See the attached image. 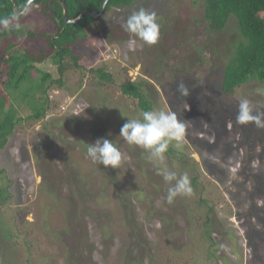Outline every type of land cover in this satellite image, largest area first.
Listing matches in <instances>:
<instances>
[{
  "label": "rangeland",
  "instance_id": "1",
  "mask_svg": "<svg viewBox=\"0 0 264 264\" xmlns=\"http://www.w3.org/2000/svg\"><path fill=\"white\" fill-rule=\"evenodd\" d=\"M141 7L157 14V45L144 44L121 26ZM22 13L12 21L25 32L36 27L52 31V19L36 4ZM201 17L202 11L193 0H143L130 8L110 10L74 45V51L81 54V67H75L70 59L64 85H53L48 92L51 111L42 121L25 119L31 107H21V89L8 95L2 72L0 96H7V108L14 105L22 118L7 145L0 149V169L5 171L14 197L9 204L14 209L32 204L44 178L57 181V174L62 179L58 188L68 203L79 200L83 187L89 194L85 203L88 210H83L88 226L83 252L92 264L118 263L122 254L127 264H151L148 249L152 241L157 244L151 251L158 248L159 241L162 248L173 246L179 264H216L208 256L214 248L224 257L217 264H264V128L236 121L241 99H247L254 112L264 114V83L252 82L234 95H221L219 79L224 60L213 50L226 46L238 33L234 24L238 21L232 16L226 32H209ZM11 38L36 50L45 44L43 38L32 41L25 34H9L0 36V46ZM196 45L202 49L196 50ZM134 62L137 65L132 66ZM102 66L113 74L105 84L90 71ZM38 68L54 71L56 65L48 59ZM39 77L40 73L32 70V78ZM128 78L145 80L152 110L174 112L185 124L184 158L166 153L165 163L178 176L186 173L190 179L193 158L199 162V189L191 186L190 196H177L173 203H167L168 189L175 181L165 182L146 153L119 136L127 117L139 118L143 112L136 100L120 91ZM181 83L188 88V96L177 90ZM24 87L28 90L31 84ZM40 95L36 93L37 98ZM99 138L111 140L121 151L120 168H105L87 156V143ZM37 154L41 155L38 160ZM219 173L224 175L225 184L217 180ZM112 177L117 181H110ZM76 181L79 186L73 184ZM72 184L76 199L68 194ZM200 194L207 204L199 203ZM196 213L203 220L208 213L210 222L205 227L198 224ZM27 218L35 220L34 212ZM206 234L216 242L213 248ZM45 236L41 249L51 251V261L65 264L58 242ZM15 260L23 262L21 256Z\"/></svg>",
  "mask_w": 264,
  "mask_h": 264
},
{
  "label": "trees",
  "instance_id": "2",
  "mask_svg": "<svg viewBox=\"0 0 264 264\" xmlns=\"http://www.w3.org/2000/svg\"><path fill=\"white\" fill-rule=\"evenodd\" d=\"M28 1L15 0L20 11L24 10L23 13L26 12L25 6ZM63 1L67 6L70 19L77 18L83 12L85 14L75 22H67L59 0H33L32 6L36 4L40 12L52 19L50 22L52 31L46 32V29L36 27V30L25 32L20 26L8 29L0 27L2 28L0 36L12 34V36L22 37L25 34L32 41L39 37L43 38L45 42V46L42 45L39 50L28 44H21L12 38L4 46H0V77L5 71L3 82L9 96L11 90L21 89L23 97L21 107H31V112L25 118L26 120L35 122L45 120L52 105L48 94L49 90L53 85L57 87L64 85L65 72L71 63L75 67H81L79 64L81 54L74 51V45L80 43L88 35L95 23L110 10L122 7L130 8L136 2L143 0H108L106 7H103L104 0ZM193 4L200 7L201 22L204 24L205 30L209 32H226L227 27H230L228 22L232 16H235L238 21V24L234 23L238 33L229 38L230 42L227 43V48L224 46L213 50L224 60L219 79L221 95H234L242 86L252 82L264 83V0H193ZM91 13L98 14V16ZM3 18L16 20L17 14L14 10L13 0H0V19ZM12 22L18 23L17 21ZM25 23V21L20 22V24ZM195 47L198 51L202 49V45ZM111 52L114 54L113 50ZM48 59H51L56 65L55 70L39 69L38 64ZM70 59L73 61L71 62ZM135 65L137 62L132 63V66ZM34 69L40 73L38 79L32 78ZM90 71L94 72L104 84L113 77L112 72L103 66ZM214 77L218 78V73ZM26 83L31 84V88L28 90L24 87ZM120 91L123 95L136 100L142 111L153 109V101L146 91L145 80L128 78L121 83ZM37 92L41 93L38 98L36 97ZM8 100L7 96H0V149L7 145L10 136L17 129L18 122L22 119L18 117L14 105L12 106L14 109L7 108ZM167 153L184 158L183 151H178L171 146ZM39 156L41 155L37 154L35 159L38 160ZM193 161H195L194 174L190 178V184L194 190H197L199 189L201 167L196 159L193 158ZM4 172L0 169V264L8 262L19 264L18 260H15L18 256H21L22 264H57L51 261V255H53L51 251L40 247L44 234L49 241L58 242L65 264H92L90 260H87L88 258L86 259L83 252V246L88 241V226L86 219L83 218V210H88L85 203L89 196V194L86 195L84 188H80L79 200H75L74 204L68 203L58 188L62 179L57 174V181L52 177H50L53 180L51 182L48 178H44V181L39 185L37 198L32 204L14 209L9 204V201L14 198L11 192V183L7 184ZM74 173L76 175L77 171ZM216 175L218 181L226 183L222 173ZM78 178L81 176L78 175ZM110 181L114 183L117 180L112 177ZM73 184L79 186V181ZM73 184L68 194L71 193V199H76L74 197L76 189ZM197 200L201 204H207V199L203 194H200ZM209 208L211 211L214 210L213 206ZM32 211L35 214V220L30 221L27 216ZM196 218L198 224L201 223L204 227L211 220L208 213L205 220L197 213ZM81 227L82 235L80 236L81 233L76 235L78 228ZM206 236H209L208 241L211 242V248H213L216 242L213 241L211 234H206ZM156 244V241H152L148 249L151 264H179V255L176 254L173 246L168 244V248H162L161 241H159L158 248L151 251L153 249L151 246L154 247ZM209 251V261L217 264L220 259H224L223 256L218 255V249L214 248L212 252ZM183 258L184 256L180 259ZM204 258H206V254L203 255ZM127 261L125 254H122L118 263L111 262L110 264H127ZM133 262L137 264L136 261ZM204 264H208V262H204Z\"/></svg>",
  "mask_w": 264,
  "mask_h": 264
},
{
  "label": "clouds",
  "instance_id": "3",
  "mask_svg": "<svg viewBox=\"0 0 264 264\" xmlns=\"http://www.w3.org/2000/svg\"><path fill=\"white\" fill-rule=\"evenodd\" d=\"M108 0H104L105 7ZM32 0L25 6V11L30 10ZM125 32L146 45H154L160 37V24L157 14L143 7L133 11L122 23ZM0 27L8 29L19 27L10 18L0 19ZM181 95L188 96L189 90L183 84L177 86ZM122 125L119 136L130 146H137L146 153V159L156 166L157 174L165 182L175 181L168 189L167 203H173L177 196H190L192 188L186 173L179 175L168 169L166 153L169 147L178 151L183 149L185 143V124L174 112L163 110L143 111L139 118H129ZM236 121L239 124L254 123L257 127L264 128V114L256 113L247 99H241L238 106ZM87 156L93 163L103 165L105 168H120L123 155L118 147L107 138H99L94 143H87Z\"/></svg>",
  "mask_w": 264,
  "mask_h": 264
},
{
  "label": "water",
  "instance_id": "4",
  "mask_svg": "<svg viewBox=\"0 0 264 264\" xmlns=\"http://www.w3.org/2000/svg\"><path fill=\"white\" fill-rule=\"evenodd\" d=\"M59 1H60V3L63 6V9H64V18L66 19L67 22H75L76 20H78L79 18H81L85 14V12H83L77 18L70 19L68 17V9H67V6H66L65 2L63 0H59ZM28 3H29V1H28ZM13 4H14V10H15L16 14H21L22 12H24V10L20 11V9H19L17 3L15 2V0H13ZM103 7H105V5ZM91 14H93L94 16H98V14H94V13H91Z\"/></svg>",
  "mask_w": 264,
  "mask_h": 264
}]
</instances>
